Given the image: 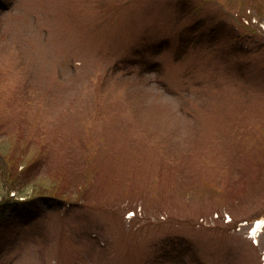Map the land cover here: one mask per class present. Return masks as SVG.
Instances as JSON below:
<instances>
[{
	"label": "rangeland",
	"instance_id": "obj_1",
	"mask_svg": "<svg viewBox=\"0 0 264 264\" xmlns=\"http://www.w3.org/2000/svg\"><path fill=\"white\" fill-rule=\"evenodd\" d=\"M18 195L0 264H264V0H0Z\"/></svg>",
	"mask_w": 264,
	"mask_h": 264
},
{
	"label": "trees",
	"instance_id": "obj_2",
	"mask_svg": "<svg viewBox=\"0 0 264 264\" xmlns=\"http://www.w3.org/2000/svg\"><path fill=\"white\" fill-rule=\"evenodd\" d=\"M20 193V192H19ZM21 195V194H20ZM17 197L16 198V201H13L12 203H10L9 201L11 200H7L8 197H5V199L3 201H0V219H1V216H3L5 213H7L9 211V207L11 205H13L14 202H17V203H22L20 201L21 197L18 195V196H15ZM8 202V203H6Z\"/></svg>",
	"mask_w": 264,
	"mask_h": 264
},
{
	"label": "bare ground",
	"instance_id": "obj_3",
	"mask_svg": "<svg viewBox=\"0 0 264 264\" xmlns=\"http://www.w3.org/2000/svg\"><path fill=\"white\" fill-rule=\"evenodd\" d=\"M257 224L262 226V225L264 224V218L261 219V220L259 219V220L257 221Z\"/></svg>",
	"mask_w": 264,
	"mask_h": 264
}]
</instances>
